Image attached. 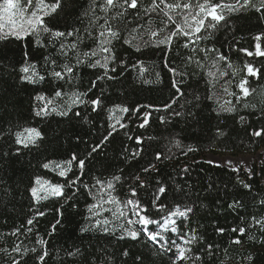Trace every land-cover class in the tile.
<instances>
[{
	"label": "trees",
	"instance_id": "obj_1",
	"mask_svg": "<svg viewBox=\"0 0 264 264\" xmlns=\"http://www.w3.org/2000/svg\"><path fill=\"white\" fill-rule=\"evenodd\" d=\"M143 2L147 4L150 0ZM64 4V12L55 18H46L49 27L62 31L78 29L84 36L85 30L89 29V21L84 13L91 0H64ZM257 15L254 12L231 14L230 25L213 31L201 44V47L219 50L236 68L242 69L250 61L261 70L258 79L248 77V87L255 91L246 101L239 103L223 89L227 87L229 92H238L236 84L245 73L238 72L232 78V70L221 62V69L227 71L228 75L218 83L212 82L207 75V67L186 63L191 50L183 47L182 38L176 40L171 50L166 52L156 47H144L137 52L128 45L117 43L118 74L109 73L115 75L116 79L97 81V87L84 97L87 100L100 96L102 110L93 112L88 106L77 105L66 117L52 114L40 119L33 113L36 103L33 98L37 94L50 96L54 91L61 90L65 93L64 100H58L57 103L63 108L64 101L71 103L69 97L72 92L86 91L89 82L102 74L103 70L82 65L76 70L71 84L50 76L43 82L28 84L19 78L25 51L41 74H46V55H51L58 63L63 58L51 46L36 47L33 36L23 40L9 38L0 41V128L6 131L18 124L31 125L37 127L44 136L38 146L21 148L18 155L15 154L17 146L7 136L0 138V247L10 249L13 244L22 242L23 247L35 248L36 252L29 251L24 257L27 264H39L38 256L45 249L48 252L45 258L47 264H139L135 261L137 255L144 256V264H171L170 254L164 253L162 249L157 251L150 243L146 244V237H141L139 241L119 239V224L123 221L116 220L111 213L104 212L102 217H96L111 221L107 226L109 232L105 233L102 228L94 226L92 214L87 210L95 202L93 195L97 192L91 186L97 178L110 179L113 174H121L122 181L113 192L121 200L126 198L130 188H137L138 199L149 206L151 194L159 186H164L167 193L162 197L163 203L169 206L186 204L193 208L190 219L185 222L184 231L195 229L201 238L199 243L191 246L202 256L197 264H264V232L249 226L252 216H264V205L259 203V200L264 199V162L249 173L244 170L235 172L204 160L206 154H255L264 148V132L259 137L254 135L255 131L264 130V112H261L264 108V57H248L240 51L241 48L254 51L255 41L252 37L264 31V23L256 19ZM121 28L123 30V25ZM122 34L126 36L127 32L122 31ZM41 39L47 40L48 37L43 36ZM94 47L96 45L87 38L79 45L82 51ZM212 55L210 53L208 59L204 60V53L201 52L196 59L210 67ZM121 59L126 62L123 72L119 67ZM138 61H142L143 67L147 69L143 77L139 76L138 69L132 67ZM166 63L184 73L180 86L185 95L173 105L175 111L184 113L180 117H174L171 110L163 111L165 105L174 98L171 80L181 79L168 71ZM112 66L110 64L109 68ZM145 79L153 82L144 83ZM229 80L231 83H225ZM194 96L200 99L195 101ZM185 99L193 103L181 108ZM224 100H231L235 111H220L219 104ZM245 103L249 107H244ZM114 105L129 108L151 105V108H141V112H152L150 124L140 128L141 119L137 114L117 113L123 117L126 127L120 129L117 125L116 130L110 129L109 124L115 121L109 119L108 109ZM73 112H79L80 115L75 116ZM189 112L195 115L190 116ZM160 116H165L170 122L160 123ZM108 131H113V136L88 158L87 167L81 176L82 184L77 186L79 190L65 189L66 196L71 199L50 198L40 203L31 199L29 188L37 176L54 183H64L63 178L55 172L43 169L42 163L49 160L62 162L72 153H78L83 158ZM125 133L134 138L141 137L143 143L136 145ZM176 141H179V147ZM126 147H139L140 156L131 158L130 153L124 152ZM189 148L193 151H188ZM157 155L161 158L156 159ZM145 168L148 171H144ZM74 172L78 170L74 169ZM136 177L146 187H137ZM242 183L250 185V190L243 188ZM84 185L89 186L92 195H89V189ZM235 200L241 202L240 207L230 208L229 205ZM38 212L44 215L39 216ZM152 215H157L155 210H152ZM29 219L33 220L32 225H27ZM58 219L61 222L53 231L52 226ZM28 227L32 228V232H26ZM233 227H245L246 234L233 233ZM17 228L25 233L18 238L10 235ZM218 228L225 231L218 233ZM37 239L47 241L43 248ZM235 239H240L241 243L234 244L232 241ZM206 245H211L212 255L204 251ZM77 249L79 252L76 255H70ZM124 250L129 251L128 257L121 255ZM5 261L6 258L0 254V264H5Z\"/></svg>",
	"mask_w": 264,
	"mask_h": 264
},
{
	"label": "snow or ice",
	"instance_id": "obj_2",
	"mask_svg": "<svg viewBox=\"0 0 264 264\" xmlns=\"http://www.w3.org/2000/svg\"><path fill=\"white\" fill-rule=\"evenodd\" d=\"M64 0H0V41L13 38L15 40H23L27 36L34 37V44L39 48H48L51 46L56 50L58 55L63 58V61L58 63L51 55L44 57L46 65V74H41L37 69L35 62H32L27 51L23 53V64L19 72L20 80L28 84H37L46 80L48 76L55 80H63L65 83L71 84L75 78L76 70L82 66L87 65L91 68H100L103 70L102 74L97 75L94 80L89 82V87L86 91L72 92L69 99L71 103L64 101L63 108L57 103L58 100L63 101L65 93L61 90L54 91L50 96L44 94H37L33 99L36 102L33 105L34 116L40 119H45L52 114L61 117H66L69 111L74 106L85 105L91 108V111L97 112L103 109V101L100 96L89 98L84 97L89 95L92 89L97 87L99 80H115V75L109 73H117V55L115 52V45L122 43L134 48L135 51L140 52L144 47H156L161 51H170L173 43L181 39L183 40V47L191 50L187 57L186 63H196L198 67L208 68L207 75L211 81L218 83L220 79L228 75V72L222 70L220 63L223 62L228 69L232 70V78L238 72L243 71L245 74L236 84L238 92H229L227 87H224V92L229 96H234L237 103L252 95L255 91L248 87V77L259 78L260 69L253 63L246 62L243 68H236L228 58L221 54L215 48L201 47L202 42L210 36L213 31L220 28L228 27L230 25V16L234 13L254 12L257 13L256 19L264 23V0H150L149 3L144 4L143 0H91L88 10L84 13L89 21V29L85 30V35L81 36L80 30L73 29L71 31H62L57 28L49 27L46 18H55L61 12H64ZM132 17V19H129ZM123 25V30L121 28ZM129 25H132L129 27ZM122 31H126L127 35H123ZM47 36V40L41 37ZM71 38V39H69ZM91 39L96 47L87 51H82L79 48L83 40ZM252 39L255 41L254 51L247 48H241L240 51L248 57H264V31L254 35ZM204 53L202 59L207 60L209 54L212 53L211 65H204L201 60L196 59L200 53ZM74 60V63H73ZM113 65L109 68V65ZM120 71L126 69V62L119 60ZM134 69H138L140 77L144 76L147 71L143 67V62L138 61L133 64ZM168 71L174 77H180V80L172 79L170 84L173 92V99L171 103H167L163 111H172L174 117H180L184 113L175 111L173 105L177 103L179 97L184 96L185 93L180 86L183 83L184 73L177 71L175 68L165 64ZM118 74V73H117ZM157 80H159V73ZM144 83H152L145 79ZM213 83V86H214ZM225 83H231V80ZM199 96H194L193 100L198 101ZM193 101L185 99V104H192ZM219 103V102H218ZM249 107L248 103L243 105ZM255 107V105H252ZM141 108H151V105L129 108L123 105H114L108 109L109 119L114 120V123L109 124L112 130L126 127L123 122V117L117 113L131 114L135 113L141 119L140 128H145L150 124L152 112L143 111ZM220 111L233 112L235 105L231 100H224L219 104ZM153 111H161V109H153ZM264 112V108L261 109ZM73 115L79 116V112H73ZM188 115H195L189 112ZM160 123L167 124L170 119L165 116L158 117ZM244 119L243 116L240 117ZM261 131H255L254 135L259 137L262 135ZM129 140H134L136 145H141L143 140L141 137H132L125 133ZM7 136L8 140L17 146L15 154H19L21 148L30 149L38 146L39 142L43 141L44 136L42 132L35 126L31 125H14L6 131L0 128V138ZM113 136V131H108L107 135L102 137L99 144L91 146L90 151L87 152L83 158L78 153H72L67 159L62 162L49 160L41 164L45 170L55 172L60 178H63L64 183L52 182L44 179L41 176L35 177L32 185L29 188L31 199L35 203L48 200L50 198L59 199L63 197L65 200L71 199L66 196L65 189H76L78 185L82 184L81 176L87 167V160L100 149V145L107 143ZM176 146L179 147V141H176ZM188 151H193L189 148ZM124 152L130 153L131 158L140 156L141 149H130L126 147ZM4 155H8L5 153ZM161 157L157 155L156 159ZM128 159V157H125ZM77 169L78 172H74ZM236 171V169H233ZM122 171V170H121ZM144 171H148L147 168ZM72 174V176H70ZM74 177V178H73ZM138 181L137 187L144 188L146 185L136 177ZM122 181L121 174H113L110 179L95 180V184L91 187L96 188L97 192L93 195L94 203L88 206V212L92 214L91 218L95 221L96 228H102L107 233L110 229L107 227L111 221L107 218L96 219L102 217L104 212L111 213L118 221H123L119 224L120 236L119 239H128L131 241H139L141 237H146V244L150 243L157 251L163 250L164 253L170 254L169 259L171 264H197L202 260V256L197 254L191 247L200 242V237L197 235L195 229L184 231L185 222L190 219L193 213V208L188 205L173 204L171 206L163 203L162 197L166 195L167 189L164 186H159L151 194V202L149 206H145L140 199H138L137 188H130L126 198L121 200L113 195L117 185ZM89 189L88 185H84ZM242 187L250 190V185L242 183ZM76 192H73L75 195ZM89 195H92L89 189ZM261 205H264V199L259 200ZM241 202L235 200L229 205L230 208L236 209L240 207ZM152 210H155L156 216L152 215ZM43 216V212L37 213ZM60 220L52 226L55 231L56 225L60 224ZM33 220L29 219L27 225H32ZM154 226V227H153ZM249 226L261 232H264V216H252L249 221ZM86 229H82L85 231ZM225 229L218 228V233H223ZM233 233L245 235L247 229L245 227H233ZM26 232H32V228L28 227ZM20 229L17 228L10 233L11 236L19 237L24 235ZM51 234V233H50ZM169 234V235H166ZM174 234V235H172ZM2 238V237H0ZM239 245L240 239L232 241ZM37 243L43 246L47 241L37 239ZM264 243V241H262ZM31 252H36L35 248L28 249L22 246L21 243H15L9 249L8 247H0V254L6 258L5 264H27L24 257ZM204 251L212 255L211 245H206ZM79 252L70 253L76 255ZM121 255L128 257L130 255L128 250H124ZM47 250H43L38 256L39 264H47L46 257ZM249 261L252 257L249 255ZM135 261L139 264H144V256L137 255ZM126 264V262H125Z\"/></svg>",
	"mask_w": 264,
	"mask_h": 264
},
{
	"label": "rangeland",
	"instance_id": "obj_3",
	"mask_svg": "<svg viewBox=\"0 0 264 264\" xmlns=\"http://www.w3.org/2000/svg\"><path fill=\"white\" fill-rule=\"evenodd\" d=\"M204 160L215 166H225L229 170L238 172L244 170L251 172L252 169L264 162V148L255 154H206Z\"/></svg>",
	"mask_w": 264,
	"mask_h": 264
}]
</instances>
